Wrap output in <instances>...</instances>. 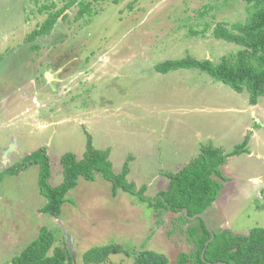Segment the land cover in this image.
<instances>
[{"label": "rangeland", "instance_id": "374dc122", "mask_svg": "<svg viewBox=\"0 0 264 264\" xmlns=\"http://www.w3.org/2000/svg\"><path fill=\"white\" fill-rule=\"evenodd\" d=\"M68 2L0 0V175L45 147L57 186L63 180L61 156L83 158L89 136L95 149L109 150L115 172L131 157L127 180L137 189L147 186L145 195L152 199L167 187L163 173L197 158L201 143L230 152L251 133L249 150L263 157L229 159L223 170L230 181L208 215L217 230L236 235L264 228V97L258 122L241 112L249 104L247 90L237 93L199 70H157L189 57L215 64L236 58L241 48L215 39L213 29L218 23L244 24L246 3L86 0L93 12L83 20L76 21V4L50 36L27 41L49 12ZM207 25L205 36L193 35ZM38 173L32 166L0 180V264H12L44 227L57 237L55 247L67 249L70 237L78 264L87 251L112 244L122 252L104 264H133L143 250L176 264L180 254L191 252L187 226L175 223L180 214L158 218L138 197L122 190L114 195L101 175L95 182L79 180L59 219L41 214L46 199Z\"/></svg>", "mask_w": 264, "mask_h": 264}, {"label": "trees", "instance_id": "16d2710c", "mask_svg": "<svg viewBox=\"0 0 264 264\" xmlns=\"http://www.w3.org/2000/svg\"><path fill=\"white\" fill-rule=\"evenodd\" d=\"M243 1L248 11L244 24H236L229 28L227 24L218 23L213 29L215 39L241 48L236 58H225L219 64L211 60H197L191 57L178 61H166L158 66V72L167 74L177 70H199L217 82L228 85L237 93L247 90L250 105H257L259 98L264 97V0ZM76 4H79L77 22L93 12L91 4L86 0H69L62 9L49 12L46 20L29 34L27 41L33 43L40 38L50 36L56 23L61 18L66 20L68 18L66 11ZM206 14L207 12L203 11L199 12L198 16L204 18ZM207 29L208 25L201 32L195 31L193 35L205 36ZM33 48L39 49L38 46ZM251 135V133L247 134L244 141L230 152L221 147H214L212 144L202 145L197 158L178 171L163 173L168 180L167 187L152 199L145 195L147 186L137 189L135 183L128 182L131 157L117 173L110 160V152L95 149L92 138L89 136L83 158L79 159L73 152L61 156L63 180L57 186L51 183L52 163L45 147L27 155L20 163L6 169L0 175V180L3 175H15L32 166H37L38 187L40 194L46 199V204L40 209V213L59 219L63 206L72 200L68 198V194L79 185V180L95 182L97 175H101L112 184L114 195L118 190H122L133 197H138L141 202L155 208L158 218L164 212L180 214L175 223L181 227L190 224L187 229V238L193 247L190 253L180 254L175 263L207 264L202 260L201 254L211 235L202 219L189 221L184 210H188L189 216L203 214L220 198L224 185L230 181L223 167L230 158L250 153ZM52 231L46 227L42 228L38 239L19 256L13 258L12 264H78L68 248L55 247L57 237ZM214 233L215 239L209 244L205 253L207 262L264 264V228L252 229L247 235H236L230 230H214ZM122 249L123 247L119 244L93 248L83 255L82 262L83 264H104L110 256L121 253ZM133 264H170V261L163 254L143 250L135 256Z\"/></svg>", "mask_w": 264, "mask_h": 264}, {"label": "water", "instance_id": "95a60500", "mask_svg": "<svg viewBox=\"0 0 264 264\" xmlns=\"http://www.w3.org/2000/svg\"><path fill=\"white\" fill-rule=\"evenodd\" d=\"M215 202L212 204V206L208 209V211H206V213H200V214H196L194 216H189L188 214V210L185 209L184 212H185V216L186 218L189 220V221H194L196 219H202L203 222L205 223V226L207 228V230L209 231L210 235H211V238L205 243V249L203 250L202 254H201V258L204 262H206L207 264H227V263H224V262H219V263H210V262H207L206 259H205V253H206V250H207V247L209 246L210 243H212L215 239V233H214V229H212L211 225H210V222L208 220V212L210 211V209H212L214 206H215ZM66 237L68 239V250L71 252L72 254V250H71V240H70V237L66 234ZM73 255V254H72ZM74 257V256H73Z\"/></svg>", "mask_w": 264, "mask_h": 264}, {"label": "crops", "instance_id": "0c3cea01", "mask_svg": "<svg viewBox=\"0 0 264 264\" xmlns=\"http://www.w3.org/2000/svg\"><path fill=\"white\" fill-rule=\"evenodd\" d=\"M238 96V95H237ZM239 98V97H238ZM232 99H234V97H232ZM225 112H228V111H234V109H231V108H227V109H224ZM249 112L252 114V118L255 120H257L258 122H263L261 120V115H260V105H259V101H258V104L255 105V106H252L250 105V103L248 104V106L244 109V110H241V112ZM202 135V132L200 133V136ZM201 138V137H200ZM202 145H207V144H204V143H201L200 144V149L202 147ZM214 146V145H213ZM214 147H219V146H214ZM222 148V147H221ZM103 151H106V150H103ZM109 151V150H108ZM199 154H200V150H199ZM250 156H257L259 158L263 157L262 155H257V153H253L251 154V152L249 153ZM128 159V158H127ZM127 161V160H126ZM229 161V160H228ZM125 164V163H124ZM124 166V165H123ZM123 168V167H122ZM224 171V170H223ZM227 176V175H226ZM256 185V184H255Z\"/></svg>", "mask_w": 264, "mask_h": 264}, {"label": "flooded vegetation", "instance_id": "af4514ba", "mask_svg": "<svg viewBox=\"0 0 264 264\" xmlns=\"http://www.w3.org/2000/svg\"><path fill=\"white\" fill-rule=\"evenodd\" d=\"M208 220H209V222H210V225H211V227H212V229H214V230H217L215 227H213V225H212V219H211V217H209V215H208ZM195 221V220H194ZM185 226H187V229L189 228V226H190V224L188 225V224H186ZM184 227V226H183Z\"/></svg>", "mask_w": 264, "mask_h": 264}]
</instances>
